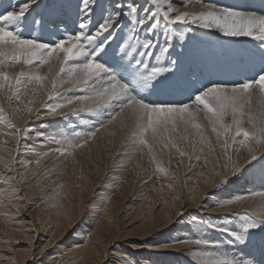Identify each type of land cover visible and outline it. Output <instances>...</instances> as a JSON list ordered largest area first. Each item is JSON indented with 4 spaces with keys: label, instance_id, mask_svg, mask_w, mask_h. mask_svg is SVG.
I'll return each instance as SVG.
<instances>
[{
    "label": "snow or ice",
    "instance_id": "obj_1",
    "mask_svg": "<svg viewBox=\"0 0 264 264\" xmlns=\"http://www.w3.org/2000/svg\"><path fill=\"white\" fill-rule=\"evenodd\" d=\"M181 5L185 10L181 11L174 0H67L57 10L46 13L38 11L41 0H13L0 10V93L9 102V109L20 113L12 102L21 101L23 91L34 83L35 96L43 82L50 79V102L42 104L44 111L37 110L34 118L60 117L69 121L71 116L86 126L84 131H76L77 125L69 122L71 135L63 130L20 129L0 107V125L6 123L8 129L14 130L11 135L17 144L21 139L32 141L23 147L36 159L20 161L21 167L28 170L33 163L39 167L50 154L57 159L72 157L106 125L124 116L132 124L129 138L133 147L146 149L150 162L156 164V172L165 178L169 173L156 161V146L169 152L175 149L190 162H200L204 156L207 166L205 147L209 154L214 152V140L227 163L217 164L219 171L214 167L211 181H205L213 189L222 190L230 180L255 169L257 164L264 180V9L220 5L214 0H181ZM197 31H215L222 37H246L257 42L262 63L255 77L231 84L209 82L188 92L187 99L176 98L186 90L180 56L187 38ZM44 33L51 39L45 40ZM16 65L21 70L13 75L10 70ZM65 84L71 87L61 93L59 89ZM33 103L30 100L24 106L23 115L32 113ZM89 113L95 119H81L82 114ZM193 129L199 139L193 141V154L189 155L178 147L172 134L185 142ZM240 149L246 151L242 158ZM197 150L200 154H195ZM5 167L12 165L5 163ZM15 180L16 177L0 180L6 185L0 188V196L18 195L19 189L12 187ZM257 197L258 210L232 212L215 219L188 214L185 220L184 212H178L176 219L169 216L158 230L163 234L167 228L168 236L149 239L157 233L153 225L147 235L137 234L125 240L131 252L121 251L120 244L113 241L111 255L115 264H181L182 257V264H192L194 259L200 264H264V189L231 197H222L216 191L204 196L216 201L217 210L226 212L233 204ZM197 207L203 210L206 206ZM210 230L219 238H209ZM190 245L200 250L183 251ZM206 248L212 250L205 251ZM141 251L173 259L137 258L134 254ZM43 253L42 248L40 255ZM32 257L37 259L34 251Z\"/></svg>",
    "mask_w": 264,
    "mask_h": 264
},
{
    "label": "bare ground",
    "instance_id": "obj_2",
    "mask_svg": "<svg viewBox=\"0 0 264 264\" xmlns=\"http://www.w3.org/2000/svg\"><path fill=\"white\" fill-rule=\"evenodd\" d=\"M12 2L13 0H0V10L9 7ZM52 2L58 7L66 3L67 0H41V8L38 11L52 12ZM105 2L106 0H101V3ZM174 2L180 6L181 11L185 10L181 5V0H174ZM214 2L220 5L244 6L254 10L264 9V3H261V0H214ZM66 23L67 27L71 29L70 20H67ZM43 35L45 40L51 39L48 33ZM172 55L176 56L177 52L173 51ZM180 58L182 61L181 75L185 81L186 90L178 94L176 98L179 99H187L188 92L209 82L221 81L231 84L245 78H253L262 63L257 42L246 37H222L215 31L208 33L197 31L195 36H189ZM20 70L21 66L16 65L10 72L14 75ZM55 71H59V69L56 68ZM36 87L35 83L29 85L23 91L21 101L12 102L14 108L20 109V113H13L9 109V102L3 100L4 95L0 93V102L3 104L0 106L4 107L7 118L15 123L17 128L21 124H23V128L32 126L35 121L31 118L34 117L36 111L43 112L42 104L50 102L48 95L52 87L51 80H45L43 86L34 96L32 89ZM69 87H71L70 84H65L59 91L63 93ZM72 94L68 93V95ZM30 100H34L32 113L25 116L23 115L24 106ZM70 107H75V105ZM67 110L69 109H64V111ZM47 119L52 123L54 120L60 121L56 126L49 125L47 128L49 132L63 130L71 135L73 129L68 128L69 122L77 125L76 131H84L86 128L71 116L69 121L47 116H43L40 120L46 122ZM81 119L93 120L87 114H82ZM47 129L44 131L46 132ZM131 129L132 124L128 119L124 116L118 117L117 120L101 129L96 138L83 149L74 153V156L57 159L55 155L50 154L49 157L43 159L39 167L33 163L28 170H25L19 162L29 158L34 161L36 157L29 156L26 152L20 157L21 152L17 150L18 146H16L17 140L11 135L13 130L8 129L6 123L0 125V180L16 177L12 187L19 189L18 195L0 196V264H26V261L33 264L40 260L39 264H101L102 259L111 254L109 249L113 245V241L118 238H125L120 241V250L131 252L125 240L136 238L137 234L147 235L152 232L153 225L156 226L157 233L154 237L148 236V238L163 239L168 236L167 228L164 229L163 234H160L158 230L162 223L167 222L169 216L176 219L178 212H184L183 218L186 220L188 214L199 216L205 211L210 217H219L229 215L233 211L240 212L243 210V206L252 207L253 211L258 210L259 197L233 204L227 212L223 209L208 208L205 210L206 207H211L210 204L213 202L216 204L215 200L204 198L207 193L214 190L210 183L205 181H211L214 167L216 171H219V168L216 167L217 164L227 163L222 156L220 147L215 144L214 140L212 145L215 148L214 152L209 154L208 148L205 147V155L209 161L207 166L203 162L204 156L200 162L192 160V167H190L188 175L182 174L183 170L180 172L177 170V166L182 163L185 157L181 158L175 149L169 152L168 149L161 150L159 146H156L158 154L161 151L165 153V155L155 157L161 167L168 171L169 178L156 172V164L150 162L151 156L148 153L143 155V151H147L146 149L136 148L132 153L123 150L125 165L119 172L121 174L114 171L112 177L110 176L112 180H108L103 187H100L103 169L106 164L111 163L113 155L120 150L121 145L133 146L131 142L126 141V136H129ZM6 132L9 134L5 135ZM172 139L182 151L192 155V143L198 141L199 137L193 129L191 136L185 142H181L176 133L172 134ZM24 143L26 142L24 141ZM198 148L199 145H197ZM38 150L45 151L47 149ZM195 154L200 153L197 150ZM244 155H246V151L240 149L241 158ZM218 156L219 160L216 159ZM13 158L16 159V163H13ZM5 163L11 164L12 167H5ZM44 166L51 170L46 171L50 175L48 179L38 180L40 178L38 177L30 181L31 183L28 179L30 184H27L26 178L33 175L36 169ZM131 170L133 173L130 172ZM42 174L44 175L42 172L40 176ZM243 176L244 180L238 182V191L236 187H231L229 190V185L235 180L232 179L222 190L216 189L219 195L225 196L228 190L230 194L233 193L229 196L231 197L246 194L249 190L264 189V180L260 178L259 164ZM171 177H175V179ZM57 178L61 181H58ZM59 182L63 183L61 187ZM169 184L172 185L171 188L168 187ZM4 187L6 185L0 183V188ZM110 188H112L111 193ZM132 194L135 198L132 197ZM32 198L35 201L37 198L42 199L40 202L37 200L38 203L35 202L37 203L35 205L37 216L35 215L33 222L31 216H26L23 211L24 201ZM130 200L129 206L127 203ZM120 202L121 227H117L115 216ZM197 205L206 206L198 212V215ZM31 208L33 209V207ZM5 217L8 218L7 222ZM36 232L39 233V236L36 235ZM62 237L68 239L57 244L58 241L63 240ZM209 238H213V236H209ZM42 248L44 253L40 255ZM188 248H191L192 251L200 250L199 246L190 245L183 251H188ZM9 249H11L10 253ZM33 251L37 254V259L32 260ZM134 255L137 258L151 256L153 260L157 261L173 259V257L157 256L147 251H141ZM108 259V264H115L113 257H108ZM192 264H200V261L194 259Z\"/></svg>",
    "mask_w": 264,
    "mask_h": 264
},
{
    "label": "rangeland",
    "instance_id": "obj_3",
    "mask_svg": "<svg viewBox=\"0 0 264 264\" xmlns=\"http://www.w3.org/2000/svg\"><path fill=\"white\" fill-rule=\"evenodd\" d=\"M52 5H53V9L51 8V11H53L55 8H57L58 9V7L56 6V4L54 3V2H52ZM71 26H72V24H71ZM256 68V67H255ZM10 94V93H9ZM3 96V95H2ZM3 100H4V96H3ZM6 100V99H5ZM7 101V100H6ZM8 102V101H7ZM0 104L1 105H3L1 102H0ZM0 107H2V106H0ZM3 109H4V107H3ZM5 111V110H4ZM68 111V110H67ZM67 111H65V112H67ZM88 116H90L91 118H93L94 119V115H92V114H87ZM58 118H60V117H58ZM31 120H33V121H35V123L31 126L30 125V127L31 128H33V129H36V130H41V131H44V129H47V128H49V125H52V124H54V126H56V125H58L59 124V120H54L53 121V123L51 122V121H49L48 122V119H47V121L46 122H42V120H40V119H35L34 117L33 118H31ZM27 123L29 124V120L27 121ZM26 123V124H27ZM46 124V125H45ZM41 125H44L45 127H41ZM23 124H21V126H19L18 128H20V129H23ZM14 131V130H13ZM46 132H49V130L47 129L46 130ZM21 141H22V146L25 144L24 143V141L26 142V143H28V144H31L32 143V141L31 140H23V139H21L20 140V142H19V144H20V146L17 144L16 146H18L17 147V149L19 148V152H21V154H20V157L22 156V154L23 153H25V151L23 150L24 149V147H22L21 146ZM126 141H128V142H131V140H130V138H129V136H126ZM132 143V142H131ZM22 147V148H21ZM160 148V147H159ZM21 149H22V151H21ZM161 149V148H160ZM123 150H127V151H129L130 153H132L134 150H136V148H134L133 146H129V145H121V147H120V150L118 151V152H116V154L115 155H113V159H112V161H111V163H109V164H106V166L104 167V169H103V172H102V176H103V178L101 177V182H100V187L102 186L103 187V185H104V183H106L108 180H110L111 178H110V176L112 177V174H114V171H116V172H120V170L124 167V165H125V162L123 161V158H124V152H123ZM157 150H158V148H154V154H155V156L156 157H158V156H162V155H165V153L163 152V151H161V153L160 154H158L157 153ZM162 150V149H161ZM145 153H147V151H143V155H145ZM157 154V155H156ZM145 159H146V157H144ZM114 161H116V162H114ZM191 162H189V159L187 158V157H185V159L182 161V163H180L178 166H177V170L180 172V171H182L183 170V172H182V174H185V175H188V173L190 172V167H189V164H190ZM250 170H252V169H250ZM249 170V171H250ZM46 171H51L50 170V168L49 167H46V166H44L43 168L41 167V168H39V169H36V171L34 172V174L33 175H30V177L28 178H26V183L27 184H30L31 182L30 181H33V180H35V179H37L38 177H40L38 180H47L48 179V176H50V175H48L47 174V172ZM112 171H113V173H112ZM137 171V170H136ZM44 173V175L42 174V176H40V173ZM46 172V173H45ZM130 172H132V170L130 171ZM133 173V172H132ZM47 174V175H46ZM119 174H121V173H119ZM37 175V176H36ZM126 175H127V173H126ZM162 175V174H161ZM36 176V177H35ZM105 177H107V178H105ZM32 178V179H31ZM28 179H30L29 180V182H28ZM96 179V178H95ZM103 179V180H102ZM244 180V176H240V177H237V179H235L233 182H232V184L231 185H229V190H230V188L231 187H236V189H237V191L239 190L238 189V182L240 181V180ZM57 180H58V178H57ZM112 180V179H111ZM58 181H61V179H59ZM59 184H60V187L63 185V183L62 182H59ZM110 187V186H109ZM141 187V186H140ZM103 188H101V190H102ZM112 188H110V190H111ZM227 191L226 193H225V196H227V197H229L230 195H233V193L232 194H230V191ZM102 191H104V190H102ZM213 191H216V192H218L216 189H214V190H212V191H210V192H213ZM112 192V190L110 191V193ZM209 192V193H210ZM138 193H140L141 194V192H138ZM139 194V195H140ZM219 194V193H218ZM109 195V194H108ZM138 195V194H137ZM134 196V194H132V197ZM221 196V195H220ZM225 196H222V197H225ZM31 197H33V196H31ZM134 198H135V196H134ZM37 200L40 202L41 200L40 199H38L37 198ZM35 201L33 198L32 199H29V200H25L24 201V207H23V211L25 212V215L26 216H31L30 218H31V220H32V222L34 221L33 219L35 218V215L37 216V208H35V205L38 203V201ZM137 200H138V197L136 198V202H137ZM34 202V203H33ZM35 202H37V203H35ZM130 202H131V200L127 203L129 206H130ZM135 202V201H134ZM133 202V203H134ZM209 204H210V202L209 201H207ZM216 202V201H215ZM205 203V202H204ZM120 204H121V202L119 203V205H118V212H117V214H116V216H115V222H116V224H117V227H121V210L119 211V206H120ZM132 206H134L133 204H131ZM211 205V207H206V209L205 210H207L208 208H212V209H214V210H217V208H216V204H214V202L212 203V204H210ZM27 209H26V208ZM31 207H33V209L31 208ZM243 208V210L242 211H240V213H243V212H245V211H249V212H251V211H253V210H251L252 209V207H247V206H243L242 207ZM35 210V211H34ZM28 211V212H27ZM31 213H30V212ZM33 211H34V213H33ZM129 211H130V209H129ZM135 211V210H134ZM134 211H131V213H134ZM199 211H201V209L200 208H197V215H198V212ZM234 212V211H233ZM34 215H33V214ZM232 212H230L229 213V215L231 214ZM32 214V215H31ZM199 216L200 217H210L209 215H208V213H207V211H205V213H203V214H199ZM28 218V217H27ZM212 218H217V217H212ZM77 225H78V223H76ZM75 224V225H76ZM185 231H188V229H185ZM37 233V232H36ZM209 236L211 237V236H213V238L214 239H218L219 238V235H218V233H214V232H211V230L209 231ZM62 239L63 240H61V241H58L57 242V244H61V242H63V241H66L68 238H63L62 237ZM150 239V238H149ZM117 243H119L120 244V246H121V238H118L117 240H115ZM21 244H24V242H21ZM113 244V243H112ZM112 247H113V245H111V247H110V249H109V251H111L112 250ZM11 249H9L8 250V252L10 253L11 251H10ZM16 255H18V254H16ZM108 257L109 258H111L112 256H111V254H109V256H107V258L105 257V258H103L102 259V263L101 264H108V262H109V259H108ZM183 259H184V257H182L181 258V263H182V261H183ZM32 260H33V258H32ZM39 263H41V260L40 261H36V263H33V264H39ZM26 264H30V262L29 261H26Z\"/></svg>",
    "mask_w": 264,
    "mask_h": 264
}]
</instances>
